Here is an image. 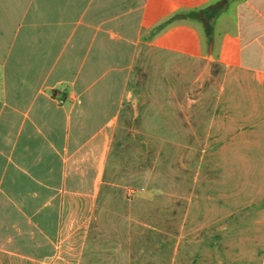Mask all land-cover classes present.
<instances>
[{"label":"crops","instance_id":"obj_1","mask_svg":"<svg viewBox=\"0 0 264 264\" xmlns=\"http://www.w3.org/2000/svg\"><path fill=\"white\" fill-rule=\"evenodd\" d=\"M217 1L0 0V264H264V0L207 34ZM177 110L201 154L156 237L102 187Z\"/></svg>","mask_w":264,"mask_h":264},{"label":"rangeland","instance_id":"obj_2","mask_svg":"<svg viewBox=\"0 0 264 264\" xmlns=\"http://www.w3.org/2000/svg\"><path fill=\"white\" fill-rule=\"evenodd\" d=\"M225 16L227 13L220 17V28L226 25L222 21ZM197 92L189 90L187 95L190 98L196 96ZM178 114L179 110L169 120L176 134L124 135L123 154L117 152L118 159L111 166L108 182L102 187L103 191H110L118 197V201L123 202L119 206L124 214L123 221L154 223L156 237H163L165 228L171 231L172 236L178 233L176 228L181 218L179 195L190 190L191 178L197 170L201 154L184 149L186 139L190 142L194 136H181L178 133ZM203 154L210 158L208 155L211 152ZM141 233L145 235L143 238H147V234L152 237L153 232ZM58 260V264H69L63 259Z\"/></svg>","mask_w":264,"mask_h":264},{"label":"trees","instance_id":"obj_3","mask_svg":"<svg viewBox=\"0 0 264 264\" xmlns=\"http://www.w3.org/2000/svg\"><path fill=\"white\" fill-rule=\"evenodd\" d=\"M228 2L229 0H219L192 13L191 16L201 20L206 33L211 34L213 30L212 20L227 10ZM53 94H55V92Z\"/></svg>","mask_w":264,"mask_h":264}]
</instances>
